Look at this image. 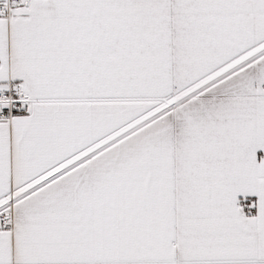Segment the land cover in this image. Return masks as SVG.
Wrapping results in <instances>:
<instances>
[{
  "label": "snow or ice",
  "instance_id": "1",
  "mask_svg": "<svg viewBox=\"0 0 264 264\" xmlns=\"http://www.w3.org/2000/svg\"><path fill=\"white\" fill-rule=\"evenodd\" d=\"M0 264H264V0H0Z\"/></svg>",
  "mask_w": 264,
  "mask_h": 264
}]
</instances>
